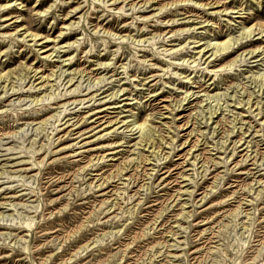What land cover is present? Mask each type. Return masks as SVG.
I'll list each match as a JSON object with an SVG mask.
<instances>
[{
  "label": "rangeland",
  "instance_id": "rangeland-1",
  "mask_svg": "<svg viewBox=\"0 0 264 264\" xmlns=\"http://www.w3.org/2000/svg\"><path fill=\"white\" fill-rule=\"evenodd\" d=\"M0 264H264V0H0Z\"/></svg>",
  "mask_w": 264,
  "mask_h": 264
},
{
  "label": "bare ground",
  "instance_id": "bare-ground-1",
  "mask_svg": "<svg viewBox=\"0 0 264 264\" xmlns=\"http://www.w3.org/2000/svg\"><path fill=\"white\" fill-rule=\"evenodd\" d=\"M250 35H251V32L248 31V32L246 33L245 36H250ZM230 41H231V40H227V41L222 42V43H220V44L217 42V44H219V45H215V44H213V45H215V48H216V50L213 52V54L216 55L217 52H219V51H223V50H227L230 46H233V44H231ZM208 45H210V43H209ZM202 49H203V48H202ZM209 72H210V71H209ZM261 76H262V75H261ZM184 99H185V98H184ZM138 128L144 129V125H143V124H139V125H138ZM145 140H146V139H145Z\"/></svg>",
  "mask_w": 264,
  "mask_h": 264
}]
</instances>
